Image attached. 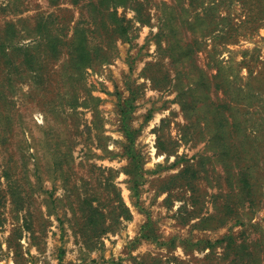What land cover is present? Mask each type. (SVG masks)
Wrapping results in <instances>:
<instances>
[{
  "label": "rangeland",
  "instance_id": "374dc122",
  "mask_svg": "<svg viewBox=\"0 0 264 264\" xmlns=\"http://www.w3.org/2000/svg\"><path fill=\"white\" fill-rule=\"evenodd\" d=\"M97 2L0 0V264H264V19ZM206 85L238 125L213 143Z\"/></svg>",
  "mask_w": 264,
  "mask_h": 264
},
{
  "label": "trees",
  "instance_id": "16d2710c",
  "mask_svg": "<svg viewBox=\"0 0 264 264\" xmlns=\"http://www.w3.org/2000/svg\"><path fill=\"white\" fill-rule=\"evenodd\" d=\"M194 1L199 0H190V4L192 5ZM240 6L241 10L244 13L243 20H241L238 24H233L232 22H229L225 26L224 36L226 41H233V39L238 35L239 33H249L253 30H255L260 24L259 22L264 19V5H262V0H236ZM110 3L113 6L117 5V3H125V0H98L97 7L103 6L106 7V4ZM204 4L201 6L203 7ZM213 6H206L202 8L203 16L206 17V10H213ZM111 17L114 18L115 22H118L114 16V13L111 14ZM204 17L202 19H204ZM200 19L194 18V21L198 22ZM118 29H123L125 32V28L117 23ZM203 24V22H202ZM204 26V24H203ZM208 26V24H207ZM206 26V27H207ZM84 36V30H77L74 33V37L72 40L76 41V49L75 53L78 54V60H76L77 64H79L80 67H85L91 63L92 57L90 56V53L86 49V46H83L84 39L82 38ZM82 38V39H81ZM186 55V54H185ZM202 72V71H198ZM215 75L213 79L216 77ZM200 80V79H199ZM203 80V78H201ZM208 81V80H207ZM225 83V81H223ZM203 84V83H201ZM200 84V87H201ZM206 88H201L199 98H193V100H198L203 102L204 104L199 107L201 110H205V127L206 130L209 133V142L213 143L215 140H219L221 136H230L233 132L236 131V128L238 125L234 122V119L232 115H225L223 108L218 102H213L210 100L208 92L207 85ZM216 90L220 89V85L216 84ZM227 147L225 146V149ZM243 188L248 189L251 187L250 183L243 179L240 181ZM92 221V220H91Z\"/></svg>",
  "mask_w": 264,
  "mask_h": 264
}]
</instances>
